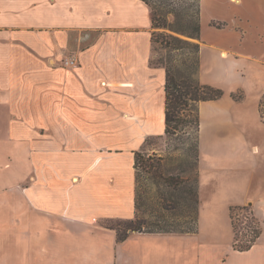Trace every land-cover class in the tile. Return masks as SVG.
<instances>
[{"label":"crops","instance_id":"obj_1","mask_svg":"<svg viewBox=\"0 0 264 264\" xmlns=\"http://www.w3.org/2000/svg\"><path fill=\"white\" fill-rule=\"evenodd\" d=\"M200 29L198 78L224 93L198 105L197 231L118 240L105 223L135 216L134 154L165 136L151 8L0 0V264H264V0H200ZM246 204L261 233L238 250Z\"/></svg>","mask_w":264,"mask_h":264},{"label":"trees","instance_id":"obj_2","mask_svg":"<svg viewBox=\"0 0 264 264\" xmlns=\"http://www.w3.org/2000/svg\"><path fill=\"white\" fill-rule=\"evenodd\" d=\"M143 1L151 8L152 41L160 43L169 51H178L175 55L168 51L166 57L156 62L165 69L164 135L172 137L182 133L188 137L183 141L185 147L181 154H149L145 152V148L135 152V216L131 219L108 220L105 223L106 227L116 231L118 240H123L133 231H197L198 105L201 101L216 100L224 93L221 88L199 80L200 43L180 36L200 40V0H190L189 4H182L183 0ZM156 29L162 31H155ZM188 157L195 164L194 176L181 174L182 171L178 170L180 162ZM235 208L245 207L230 208L233 228L232 212ZM258 236L259 233H256L255 239L239 248L234 243L233 245L238 250H246Z\"/></svg>","mask_w":264,"mask_h":264},{"label":"rangeland","instance_id":"obj_3","mask_svg":"<svg viewBox=\"0 0 264 264\" xmlns=\"http://www.w3.org/2000/svg\"><path fill=\"white\" fill-rule=\"evenodd\" d=\"M184 3L189 4L190 0H183L182 4ZM155 31L159 32L162 30L156 29ZM180 36L192 42L200 41V40L198 41L195 38H190L184 35H180ZM168 51L169 49L163 48L160 43L153 42V58H152L153 62L156 63L159 61L160 58L166 57ZM169 52H171L173 55L178 53V51L176 50H171ZM234 96L235 98L240 97L239 93L234 94ZM259 110H260L261 117L264 120V99H262L260 103ZM185 137L187 138L188 135L184 136V134L182 133H177V135H174L172 137L165 136L160 139H149L146 142L145 152L149 154L156 153L162 156H168L169 154H174V155L181 154L183 153L182 148L185 147V143L183 142L185 140ZM175 148H178V149L175 150ZM180 163L181 165L178 170L182 171L181 174H185L189 176L195 175V164L191 157H188L187 160L183 159ZM235 174L241 177V175H243V172L242 170H237L235 171ZM226 183L229 184L230 182L226 181ZM244 207L245 208L243 209L235 208L233 209V212H232V223L235 226L234 228L232 227L233 233H234L233 242L235 246L238 248L240 246L246 245L247 243H249L250 240L255 239L256 233H259V234L261 233V226H262L261 218L251 208L250 204H246L244 205ZM217 214H215V217H216L215 222L220 225L219 227H221L223 216L221 212H218ZM208 216L211 217L212 214H208ZM235 238H236V241H234Z\"/></svg>","mask_w":264,"mask_h":264},{"label":"built area","instance_id":"obj_4","mask_svg":"<svg viewBox=\"0 0 264 264\" xmlns=\"http://www.w3.org/2000/svg\"><path fill=\"white\" fill-rule=\"evenodd\" d=\"M62 63L64 66L70 67V68L77 67V65H78L77 59L75 57H71V56L63 59Z\"/></svg>","mask_w":264,"mask_h":264}]
</instances>
